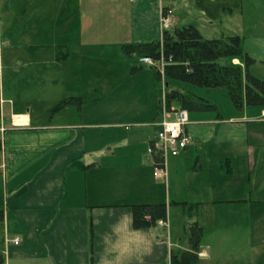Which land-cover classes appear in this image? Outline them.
I'll use <instances>...</instances> for the list:
<instances>
[{"label":"crops","instance_id":"obj_1","mask_svg":"<svg viewBox=\"0 0 264 264\" xmlns=\"http://www.w3.org/2000/svg\"><path fill=\"white\" fill-rule=\"evenodd\" d=\"M245 3L264 9L263 0H0V264H170L188 250L192 223L202 231L196 264H264V134L241 123L263 127L264 106L223 118L191 97L213 106L210 117L184 109L191 141L163 176L147 148L165 83L124 49L161 41L163 10L205 38L199 25ZM240 22L232 35L263 61L264 16ZM70 97L82 103L54 110ZM142 203H165L166 226L133 228L131 206Z\"/></svg>","mask_w":264,"mask_h":264},{"label":"trees","instance_id":"obj_2","mask_svg":"<svg viewBox=\"0 0 264 264\" xmlns=\"http://www.w3.org/2000/svg\"><path fill=\"white\" fill-rule=\"evenodd\" d=\"M21 19H23L22 15L18 24ZM124 49L139 56H149L154 60L162 61L166 86L169 80H176L210 89L225 88L232 104L238 110L244 105L264 106V78H258L250 72L255 60L243 51L239 36L205 39L193 25H185L175 28L172 32L165 31L161 41L129 44ZM223 58H239L243 67L221 64L220 60ZM152 69L156 79L160 81L158 70ZM165 101L168 108L171 102H176L181 109L187 110L213 108L209 102L191 98L177 89L166 88ZM81 103L80 97L66 98L56 105L54 110ZM131 210L132 226L135 229L155 227L158 220H165L167 216L165 203L134 204ZM2 220L3 212L0 210V223ZM201 232V227L196 223L189 225V248L180 254L172 253L170 264H196ZM1 260L0 254V263Z\"/></svg>","mask_w":264,"mask_h":264},{"label":"rangeland","instance_id":"obj_3","mask_svg":"<svg viewBox=\"0 0 264 264\" xmlns=\"http://www.w3.org/2000/svg\"><path fill=\"white\" fill-rule=\"evenodd\" d=\"M264 1V0H263ZM256 6V5H255ZM163 11H167V10H163ZM258 16H264V9L261 6H256L253 9L250 8V4L249 3H245L243 8L241 10L238 11H232L231 13H228L226 16L223 15V17H221L222 19H217L215 18V21H213V25H204V26H200V28L202 29L203 27L207 29V32H204V36H206L205 38L207 39H217V38H222L225 35H232L233 33H240V28L239 25H241V20H252L255 19ZM172 26L171 28H169L168 31H174L175 28L173 27V20H172V16L170 19ZM197 22V21H196ZM207 23V22H206ZM249 23V22H247ZM177 27H179L177 25ZM242 40L244 39V44L249 43L248 41H246L245 37H241L240 35H238ZM252 57V56H250ZM253 58V57H252ZM227 58H223L220 61L225 62ZM229 60V59H227ZM226 60V61H227ZM255 62L254 64L251 66L250 71L253 75L258 76L259 78H264V60L261 61L258 58H254ZM224 64V63H222ZM146 69H144L145 73L147 75L152 74L150 70L151 69L154 72V69L146 66ZM158 74L160 75V80L162 81V84L165 83V79L163 76V73H161L160 70H158ZM141 80L145 81V76L144 74L141 75ZM159 86V85H158ZM166 86V84H165ZM163 87V90L165 91V89H177L180 92L188 95L189 97H202L204 100H208L210 103L212 104H216L218 107V110L220 112V114L223 116V118L225 117H229L230 115L232 116H236L239 115V110L237 108L234 107V105L232 104L227 90L225 88H215V89H210V88H205V87H198V86H194L192 84L186 83V82H182V81H176V80H169V84ZM162 88V87H161ZM161 90V94L159 97V105L162 103H166L165 101V94L163 93L162 89ZM176 102H171L170 107L174 106V108H176ZM249 109H253L252 106H249ZM168 108V107H167ZM203 112L200 111V113H204L201 114L202 117H210V113L209 111L206 110H202ZM243 124H247L248 128H252V131L254 130H261L264 134V125L263 127L261 126V124L256 123L254 121H249V122H241ZM260 131V132H261ZM262 139H264V135H262Z\"/></svg>","mask_w":264,"mask_h":264},{"label":"built area","instance_id":"obj_4","mask_svg":"<svg viewBox=\"0 0 264 264\" xmlns=\"http://www.w3.org/2000/svg\"><path fill=\"white\" fill-rule=\"evenodd\" d=\"M162 11L159 18V28L163 34L171 28V10ZM138 63L141 65L155 68L163 73V62L152 59L149 56H140ZM161 105V104H160ZM161 119L158 123V130L153 141L147 148V153L156 157V164L160 173L164 176V163L168 156H175L184 150L190 143L191 138L187 133L186 126L188 124L187 113L184 109H168L166 103H162ZM157 225L166 226L164 219L158 220ZM17 244L18 240L15 239Z\"/></svg>","mask_w":264,"mask_h":264}]
</instances>
